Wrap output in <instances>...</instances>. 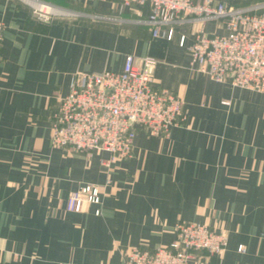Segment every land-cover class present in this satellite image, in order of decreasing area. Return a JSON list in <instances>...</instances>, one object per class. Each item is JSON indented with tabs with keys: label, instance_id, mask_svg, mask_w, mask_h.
Returning a JSON list of instances; mask_svg holds the SVG:
<instances>
[{
	"label": "crops",
	"instance_id": "crops-1",
	"mask_svg": "<svg viewBox=\"0 0 264 264\" xmlns=\"http://www.w3.org/2000/svg\"><path fill=\"white\" fill-rule=\"evenodd\" d=\"M42 1L88 14L118 6ZM217 1L264 12V0ZM138 10L125 8L122 23L43 21L23 0H0V264H120L134 247L168 245L179 222L226 235L219 256L201 252L203 264H264V93L197 72L178 44L179 33L191 42L189 26L172 40L153 37L130 21ZM204 27L222 32L217 22ZM127 54L136 64L156 59L155 83L181 98L185 119L166 135L139 128L131 156L107 165V152L53 146V114L71 77L119 71ZM86 183L101 202L67 211L68 194Z\"/></svg>",
	"mask_w": 264,
	"mask_h": 264
},
{
	"label": "built area",
	"instance_id": "built-area-1",
	"mask_svg": "<svg viewBox=\"0 0 264 264\" xmlns=\"http://www.w3.org/2000/svg\"><path fill=\"white\" fill-rule=\"evenodd\" d=\"M40 20L53 17L87 16L94 21L122 23L125 8L138 7L136 19L146 25L153 37L172 40L179 33L178 44L186 46L190 62L197 72L209 79L264 93V12L259 4L228 5L217 0H117L112 13H83L42 0H23ZM144 8V10H143ZM217 22L222 32H207L204 25ZM4 24L0 21V42ZM156 59L144 56L140 64L127 54L119 71L77 72L66 95L57 99L50 142L55 147L73 151L107 152L109 162L132 154V141L141 128L154 135H166L171 127L185 119L181 98L154 80ZM225 103V101H224ZM98 187L86 183L72 190L65 209L80 212L87 203L99 204ZM96 214L100 209L95 210ZM175 237L168 244L153 249L134 247L120 264H203L201 252L219 256L226 245V235L205 223L179 222ZM241 245L237 251H241Z\"/></svg>",
	"mask_w": 264,
	"mask_h": 264
},
{
	"label": "water",
	"instance_id": "water-1",
	"mask_svg": "<svg viewBox=\"0 0 264 264\" xmlns=\"http://www.w3.org/2000/svg\"><path fill=\"white\" fill-rule=\"evenodd\" d=\"M137 127L141 128V125H137Z\"/></svg>",
	"mask_w": 264,
	"mask_h": 264
}]
</instances>
